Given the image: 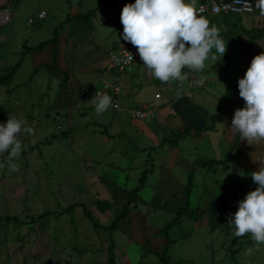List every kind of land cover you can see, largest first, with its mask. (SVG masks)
I'll return each mask as SVG.
<instances>
[{
  "label": "rangeland",
  "instance_id": "rangeland-1",
  "mask_svg": "<svg viewBox=\"0 0 264 264\" xmlns=\"http://www.w3.org/2000/svg\"><path fill=\"white\" fill-rule=\"evenodd\" d=\"M202 1L196 0L195 9ZM4 10L12 20L0 25V78L19 60L22 64L11 83L0 84V122L17 116L34 135L19 137L23 151L12 161L18 171L10 170L6 154L0 157V264H109L111 250L119 264H164L165 249L168 264H264V244L250 234L235 237L228 224L238 201L258 187L251 174L264 169V144L253 142L254 152L243 150L228 119L219 117L217 129L201 140L189 135L171 146L185 126L176 119L187 121L178 100L189 91L178 83H187L192 71L184 70L183 81L166 83L143 65L124 74L110 72L108 53L128 43L115 0H0V13ZM42 11L47 16L41 20ZM88 12L92 19L84 16ZM262 14L258 8L208 19L227 50L222 57L212 49L204 70L193 72L204 82H190L200 87L190 104L203 105L210 125L224 110L219 103L228 98L225 107L230 104L231 88L264 52L263 35L251 37L254 30L261 32ZM56 35L67 36L57 64L68 66V77L54 66V43L23 53ZM223 64L228 68L221 74ZM114 82L124 86L121 109L97 115L92 92ZM235 106L232 117L238 102ZM137 109L152 113L136 118ZM244 154L253 165L263 159V165L250 168ZM145 171L148 182L134 192ZM131 199L136 200L128 217L114 227ZM186 205L181 222L166 230Z\"/></svg>",
  "mask_w": 264,
  "mask_h": 264
},
{
  "label": "clouds",
  "instance_id": "clouds-1",
  "mask_svg": "<svg viewBox=\"0 0 264 264\" xmlns=\"http://www.w3.org/2000/svg\"><path fill=\"white\" fill-rule=\"evenodd\" d=\"M195 5L196 0H135L122 9L123 40L137 48L143 66L161 82L183 81L185 69L204 70L212 49L222 57L227 50L216 26H210L206 17L198 15ZM257 6L264 13V0H257ZM133 60V55L126 50L122 61L117 58V62L123 63ZM238 88L245 105L235 110L229 129L249 144L262 142L264 52L251 60L245 75L238 80ZM93 98L97 115L112 106V99L107 94L96 92ZM23 134L34 135L21 118L9 115L6 122H0V157L6 154L8 166L14 172L19 168L12 161L23 151L19 139ZM3 166L0 163V167ZM251 178L258 187L238 201V210L229 215L228 224L233 226L235 237L250 234L260 245L264 244V169L252 172Z\"/></svg>",
  "mask_w": 264,
  "mask_h": 264
},
{
  "label": "built area",
  "instance_id": "built-area-1",
  "mask_svg": "<svg viewBox=\"0 0 264 264\" xmlns=\"http://www.w3.org/2000/svg\"><path fill=\"white\" fill-rule=\"evenodd\" d=\"M115 3L123 9L126 5L122 2V0H115ZM257 0H204L202 1L196 11L198 15L206 17H214L216 15L223 14H253L258 10ZM47 16L46 11H42L39 15V19H44ZM12 20V13L9 10H4L0 13V25H5ZM209 21V20H208ZM125 50L130 52L134 60L128 63L117 62V58L119 60H123L125 56ZM143 64V61L140 59L138 50L135 46H133L130 42L119 46V48L112 50L109 52V64L108 70L110 72L124 74L130 72L135 65ZM195 82L192 81V86ZM181 86V84H180ZM123 86L118 82L114 83H105L102 88L97 91H93L92 93H103L107 94L112 99V106L114 109H121V105L119 103V96L122 94ZM157 98H161V94H156ZM148 113L151 114V111H146L144 109L133 110L132 114L136 118H145L148 116Z\"/></svg>",
  "mask_w": 264,
  "mask_h": 264
},
{
  "label": "crops",
  "instance_id": "crops-1",
  "mask_svg": "<svg viewBox=\"0 0 264 264\" xmlns=\"http://www.w3.org/2000/svg\"><path fill=\"white\" fill-rule=\"evenodd\" d=\"M204 1V0H203ZM124 4H127V3H125L124 1H122ZM201 3V2H200ZM200 3H198V5L200 4ZM117 5V4H116ZM119 6V5H118ZM121 7V6H120ZM122 9V8H121ZM258 11V10H257ZM88 13H91V14H89V17H91V19H92V17H93V14H92V12H88ZM80 14H82V13H80ZM80 14H78L77 16H79L78 18L80 19L82 16H80ZM83 14H85V13H83ZM87 14V13H86ZM85 14V15H86ZM223 15H229V14H223ZM238 15V14H237ZM216 16H220V15H216ZM216 16H214V17H216ZM214 17H209L210 19H212L213 20V18ZM69 19L71 18V16H69L68 17ZM260 18V17H259ZM262 18L264 19V13L262 14ZM82 19V18H81ZM90 19V18H89ZM214 21V20H213ZM213 21H209L210 22V24L213 22ZM257 27L261 30V32L260 31H253L252 32V34H251V37H252V39L253 40H256L257 38H261V36H262V39L264 38V21H261V23H260V25H257ZM66 40H67V36L65 37V36H62V39H60V37H59V44H58V48H59V53H58V56H57V61H58V58H60L59 56H60V53H62L63 54V52H64V47H65V43H66ZM62 41H64V42H62ZM72 42H73V40H72ZM54 45V44H53ZM53 47V46H52ZM54 51H55V45H54ZM108 58H109V53H108ZM231 59V58H230ZM229 58H227V62H231V60H230ZM61 62V61H60ZM59 62V64H58V69H60L61 71H66L67 69L66 68H68V66H62L61 65V63ZM220 62V61H219ZM141 65H143V64H138V65H135L136 67L137 66H141ZM228 65L226 64V65H221V67L220 68H218L219 70H221L220 71V73L221 74H224L225 72H226V69L228 68L227 67ZM136 67H134L130 72H133L135 69H136ZM190 79H189V81L187 82V83H182V82H179L178 84H181L182 85V87H181V89H185L186 91L188 90L189 92H185L184 90H182V91H184L185 93V95H183L184 97L183 98H180L178 101V105H180V112H181V114L183 115V117L187 120V121H182L180 118L179 119H176V122L178 123V124H180V123H183L185 126H184V129H180V130H178V131H176V134H182L184 131H185V128L186 127H190L191 128V131H192V134L193 133H195L197 130H199V129H202V128H205L207 125H210V124H208V122H209V115H208V113H207V111L205 110V108L203 107V105H201V104H198V107L200 108V110H201V113L202 114H200V112H198V111H196L197 109L199 110V108H197V107H195V106H191V104H190V102H191V99H192V97L194 96V91L196 90V89H198V88H200V87H195V88H193V87H190V82H192V80L194 81V82H200L201 83V81H202V84H203V80L202 79H200V78H196V77H193V75H194V73L193 72H190ZM120 85H122L123 86V84H122V82H118ZM233 88V87H232ZM123 89H124V86H123ZM233 91H234V96L231 98V100H230V104L227 106V107H225L224 108V110H223V112H222V117L221 118H226V120L228 119V121H229V124L231 125V122H232V118L234 117H232V108L233 107H235L236 108V106H235V104H236V102H238V104H239V109L240 108H242L241 107V103H242V101H243V98L242 97H240L239 96V93L237 92L238 91V89L236 90V88L234 87V89H233ZM236 91V92H235ZM188 93H190V94H188ZM158 94V93H157ZM157 98V97H156ZM157 99H162V95H161V98H157ZM199 103H203V100H199ZM219 106H220V103H219ZM166 107V106H165ZM164 107V108H165ZM166 110H167V108H165ZM153 111L155 110V109H152ZM150 110H148V112H149ZM188 111H194V112H191V113H189ZM176 113V111L174 110V111H172V117L171 118H174L175 117V115L173 116V114H175ZM177 113H178V111H177ZM148 115H149V113H148ZM214 115H218V113L217 114H214ZM213 115V116H214ZM211 116V115H210ZM212 116V117H213ZM212 117L210 118V119H212ZM232 117V118H231ZM220 118V119H221ZM143 119V118H142ZM198 120H200V124H198V126L196 127V126H193V125H196V121H198ZM219 120V119H218ZM222 120V119H221ZM217 127H218V125H217ZM217 127L215 126V128L217 129ZM216 129H212V130H216ZM206 131H207V133L209 132V130H205V129H203V131L201 132V135L200 136H198L197 138L198 139H202V137H204L207 133H206ZM187 136H189V135H183L182 136V138L179 140V142H177V146L179 145L180 146V142L183 140V139H186V137ZM190 136H192V135H190ZM240 140H241V138H240ZM239 142V141H238ZM254 143H256V142H254ZM260 143V142H259ZM258 143V144H259ZM261 143H263L264 144V141H262ZM253 144V143H252ZM176 146V147H177ZM240 146V148H243V150H246L245 148L247 147V148H249L250 150H252L253 152H254V149L258 146H254V147H252V148H250L249 146V143L246 141V140H243L242 139V147H241V144L239 145ZM174 148V147H173ZM239 148V149H240ZM238 149V150H239ZM241 150V149H240ZM181 151L182 150H179V152L181 153ZM255 156V155H254ZM243 158L245 159V161H244V163H246V164H248L249 165V167L250 168H254V169H257V165H258V162H259V160H257V165H253V164H256L255 162L254 163H252L253 162V160H252V158H247L246 157V155L244 154L243 155ZM205 160V159H204ZM200 161V159H198V161L196 162V164L198 163ZM259 164L260 165H263V159H262V161H260L259 162ZM186 215V214H185Z\"/></svg>",
  "mask_w": 264,
  "mask_h": 264
},
{
  "label": "trees",
  "instance_id": "trees-1",
  "mask_svg": "<svg viewBox=\"0 0 264 264\" xmlns=\"http://www.w3.org/2000/svg\"><path fill=\"white\" fill-rule=\"evenodd\" d=\"M84 16H85L86 18H89V14H86V15H84ZM70 19H71V18H70ZM70 19L68 18L67 21H69ZM263 31H264V30H263ZM50 43H54V44H55L54 55H55V62H56V63H55L54 66H55L56 68H58V64H57V56H58V53H59V48H58V44H59V36H58V35H56L54 38H52V39H50V40H47V41H44V42L40 43L37 47L28 46L27 49H26L23 53H24V55H25V54H27L28 52H31V51H33V50H38V51H40V50H42L47 44H50ZM21 64H22V60H19V61L17 62V64L14 66V68L12 69V71H11L10 73H8L7 75H4V76H2V77L0 78V84L8 85L9 83H11V81H12L13 78H14V76L16 75V73L18 72L19 68L21 67ZM64 74H65V76H67V77L70 76L69 73H68L67 71H64ZM67 79H68V78H67ZM235 88H238V86H235ZM231 89L233 90L234 87L231 88ZM228 100H229L228 98H225L224 100H222V101L220 102V109H224L225 104L227 105V101H228ZM244 104H245V103H244ZM221 116H222L221 113H220L219 115H214V116L212 117L213 124H212V125H207V126H206L205 128H203V129H205V130H212V129H214V128H215V126H214L215 122L219 119V117L221 118ZM203 129H199V130H197L195 133L192 134L191 128H190V127H186V128H185V131H184L182 134H177V139L180 140V139L182 138L183 135H193V136H195V137H198V136L201 135V132L203 131ZM240 138H241V136H238V137H237V139H236V142H237V143H238V141L240 140ZM237 143H236V144H237ZM171 146H172V147H176V146H177V142L172 143ZM234 146H235V145H234ZM211 162H212V165H213V164H216V163H222L221 160H212ZM207 163H208V162H207ZM192 177H193V175H192ZM147 182H148V172L145 171V172L143 173L141 179H140V185L134 189V192H139V191H140V190L146 185ZM192 184H193V181H192V178H191V179H190V183L188 184V188H189V190H191V188H192ZM134 200H136V199H131V200H129V201H127V202L125 203V205H124V207H123V211H122V213L119 214V215L116 217V219H115V221H114V223H113V226H114V227H117V224H118L121 220H123L124 218H127V217H128V215H129V213H130V210H131V208H132V203H133ZM187 207H188V205H186L185 207H183V211H181V212L179 213V217L175 218L174 221H173L169 226H167L166 230H167L168 228H170L171 226H173L174 224L178 223L179 221L181 222V220H182L181 217L183 216V214H184V212H185V209H187ZM86 214H87L88 216H92L91 211H87ZM44 216H46V215L43 214L41 217H44ZM97 226L100 227L101 225H98V223H97ZM173 242H174V241L171 240V241L169 242L167 248L170 247V245H172ZM167 255H168V251H167V249H165V251H164L163 253H160V256H161L160 259H161L162 262H164V264H168ZM109 264H119L118 261H117L116 253L114 252V250H111V252H110V263H109Z\"/></svg>",
  "mask_w": 264,
  "mask_h": 264
},
{
  "label": "bare ground",
  "instance_id": "bare-ground-1",
  "mask_svg": "<svg viewBox=\"0 0 264 264\" xmlns=\"http://www.w3.org/2000/svg\"><path fill=\"white\" fill-rule=\"evenodd\" d=\"M123 1V0H122Z\"/></svg>",
  "mask_w": 264,
  "mask_h": 264
}]
</instances>
